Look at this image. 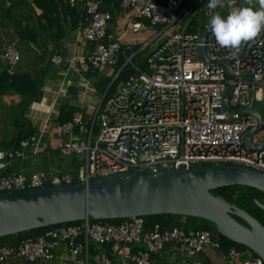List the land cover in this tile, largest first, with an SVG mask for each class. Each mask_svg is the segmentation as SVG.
Wrapping results in <instances>:
<instances>
[{
    "label": "built area",
    "instance_id": "built-area-1",
    "mask_svg": "<svg viewBox=\"0 0 264 264\" xmlns=\"http://www.w3.org/2000/svg\"><path fill=\"white\" fill-rule=\"evenodd\" d=\"M67 2L84 15L81 33L94 46L76 70L88 74L104 67L115 68L112 83L121 74L126 75L111 92L102 96L92 113L75 112L64 123L54 118L52 104L39 103L44 113L41 130L18 140L14 149L0 150V193L88 184L131 172L157 174L204 165H239L264 173V147L250 150L243 142L244 136L257 126V117L242 112L258 110L261 113L255 103L264 101V31L254 40L243 43L239 51L229 50L216 44L209 28L202 43L199 33L187 30L190 21L182 32L167 35L185 12V0L164 3L122 0L121 10L133 12L128 31L138 34L149 27L159 28L153 38L135 39L140 45L138 49L133 45L123 48L121 37L114 39L107 34L113 16L101 11V1ZM157 40L144 60L142 71L135 59ZM19 41L15 30L0 38V65L10 75L15 74L21 60ZM201 47L207 61L200 57ZM50 60L57 65L67 62L71 65L79 58H66L56 52ZM222 62L231 64L233 79H229ZM83 87V99H86L92 87L86 81ZM230 87L232 111L224 104ZM51 128L58 136V155L70 163L76 158L77 167L68 171L49 167L29 175L8 172L15 161H25L41 153ZM263 143L262 119L261 130L252 137V144ZM80 238L84 241H79ZM90 242L109 248V253L99 255L101 264H154L152 257L166 245L191 258L209 246L221 250L220 239L210 231L162 230L159 225L145 231L143 217H135L117 226L102 222L91 224L87 220L55 227L36 239L30 238L15 246H0V263L14 257L31 264L52 261L60 245L65 244L71 261L88 264ZM136 246L139 249L135 251ZM249 252L250 258L241 260L243 252L232 247L225 256L231 264H264L260 257Z\"/></svg>",
    "mask_w": 264,
    "mask_h": 264
},
{
    "label": "water",
    "instance_id": "water-1",
    "mask_svg": "<svg viewBox=\"0 0 264 264\" xmlns=\"http://www.w3.org/2000/svg\"><path fill=\"white\" fill-rule=\"evenodd\" d=\"M240 6H246L244 0ZM81 19L83 23L84 15ZM209 22L199 28L202 43ZM200 57L207 61L203 47ZM222 65L227 69L229 79H233L231 64L222 62ZM231 92L232 87L227 90L224 101L229 111H232L229 105ZM242 112H250L258 120L257 126L244 136V144L250 150L262 149L264 143L261 146L252 144V137L262 127L261 113L258 110ZM17 142L18 135L11 149ZM232 186H246L264 194V173L244 166L222 164L149 175L131 172L88 184L0 193V238L78 221L171 214L206 220L210 228L245 246L264 261V224L216 191ZM249 198L264 214V202L254 195Z\"/></svg>",
    "mask_w": 264,
    "mask_h": 264
},
{
    "label": "crops",
    "instance_id": "crops-1",
    "mask_svg": "<svg viewBox=\"0 0 264 264\" xmlns=\"http://www.w3.org/2000/svg\"><path fill=\"white\" fill-rule=\"evenodd\" d=\"M255 3V0H253ZM208 0H185V12L181 19L177 22L176 26L168 30L167 35L180 33L188 22L195 21L196 17L202 13H208L211 15V10L207 8ZM241 0H237V5L240 6ZM67 5L66 3H64ZM192 10V12H190ZM39 11V10H38ZM37 11V14L40 12ZM73 15L68 12L62 15V20L68 26L67 36L62 40L61 44L48 40V37L42 38L40 34L39 39L33 41L31 39H23L18 37L20 41L18 43V50L21 55V60L15 68V77L8 79L4 76L5 67L0 65V150H6L13 142V139L18 135V132L24 130L23 124H27V129L31 126L33 132L41 130L43 125L44 114L41 112L38 104L44 102L47 105L54 106V118H58L59 113L66 104V102L73 105L76 110L74 112H84L86 114L92 113V109L97 106L102 96L106 93V88L110 86L115 78L116 70L112 67H104L100 70H92L88 74H82L76 69H79L81 59L87 57L93 51V44L86 41L81 33L82 29V13L75 11ZM80 13L79 27L76 30L71 29V25L76 17V14ZM133 14L132 11L118 12L117 17L114 21H111L108 29L111 30V35L114 39L121 37V44L123 48L127 45H133L134 49H138L140 46L135 39L139 38H153L158 34L159 28L149 27L145 30L140 31L138 34H133L128 31L129 17ZM187 16L185 23H180ZM28 19H31L28 17ZM27 23L28 21L25 20ZM210 19L206 22H209ZM204 22V23H206ZM27 23H24L25 25ZM203 23V24H204ZM203 24L199 25L202 26ZM26 27V26H25ZM180 27L182 31H180ZM1 29V28H0ZM7 30H0V37ZM54 33V32H52ZM55 34V33H54ZM158 40L154 42L153 46L148 48L146 52L140 53L135 59L139 61L140 65L145 63L144 60L147 55L151 52L152 48L157 44ZM1 51V44H0ZM59 53L66 58H72L77 56L78 61L73 64L68 62L65 64L57 65L54 64L50 58L53 53ZM9 74V73H8ZM10 75V74H9ZM108 79H112L109 85L105 87ZM91 84V91L87 94V98L83 99V93L85 91L83 87L84 82ZM36 92L39 95L38 101H29L25 104L28 99L32 98V93ZM4 90V92H3ZM32 91V92H31ZM62 94H65L63 96ZM27 107L24 115L22 116L24 122H20L22 107ZM29 123V124H28ZM58 138L55 129L51 128L47 134L46 141H50L54 147L55 141ZM15 143V142H14ZM49 146H42L41 153L38 156H45L38 163L36 169L33 168L32 163L26 164L23 161L14 162L11 165H15L25 174L47 170L51 165L49 159ZM57 152V151H56ZM37 156V157H38ZM59 160L61 159L60 156ZM32 159V158H31ZM28 159V160H31ZM64 159H61V162ZM27 161V160H25ZM42 162V163H41ZM62 162V171L70 170V161ZM44 168L41 169V166ZM13 171V170H12ZM16 172V171H15ZM94 242H91L93 244ZM98 246V245H97ZM99 247V246H98ZM102 246L100 247V249ZM99 249V248H98ZM244 251L243 253H247ZM90 257L92 264H101L99 261V255ZM226 252L215 249L211 246L207 247L197 257L191 258L185 256L179 251L172 249L170 245H166L164 249L157 255L152 257L154 264H231L225 256ZM243 255V254H242ZM250 256V255H249ZM112 257V255H110ZM91 259L88 264H90ZM65 262H73L69 259V249L65 244L60 245L56 251L55 259L48 262H42L40 264H65ZM76 263V262H75ZM0 264H31L26 262L20 257H14L6 263ZM79 264V263H77ZM117 264V263H114Z\"/></svg>",
    "mask_w": 264,
    "mask_h": 264
},
{
    "label": "trees",
    "instance_id": "trees-1",
    "mask_svg": "<svg viewBox=\"0 0 264 264\" xmlns=\"http://www.w3.org/2000/svg\"><path fill=\"white\" fill-rule=\"evenodd\" d=\"M101 1V11L110 12L113 16L112 21L117 17L118 12L121 11V2L122 0H97ZM160 3L166 2V0H157ZM66 3L67 5H65ZM239 6V5H237ZM39 10V11H38ZM37 11L40 14H37ZM78 11L76 8H71L67 2V0H0V30L6 29L7 31L3 34H7L10 30H15L17 35L19 34L20 38L23 39H31L36 41L39 39L40 34H42V38L45 36L48 37V40L61 44L62 40L67 36L68 26L62 20V15L65 12L70 13L73 15ZM81 13V12H80ZM80 13L76 14V17L73 21V24L70 26L71 29L74 31L79 27L80 21ZM75 15V14H74ZM31 18V19H28ZM27 20L28 23L25 21ZM24 23H27L26 25ZM26 26V27H25ZM200 26L195 23L194 20L189 22L187 30L191 33H198ZM54 32V33H52ZM2 34V35H3ZM108 36L111 35V30H107ZM1 35V36H2ZM45 35V36H44ZM1 38V37H0ZM109 40V37H107ZM142 71L145 70V63L141 64ZM4 76L8 79H12L15 75H9L6 71L3 72ZM126 73H123L117 78V80L112 83L110 86L109 83L112 79H108L106 88V93H109L113 90L116 83L125 77ZM32 93V98L28 99L25 104L29 101H38L39 95L36 92ZM0 90V94H1ZM4 92V90H3ZM32 92V91H31ZM27 107H22L20 122H24L23 115ZM41 110V109H40ZM74 110L76 108L71 105L70 103L66 102L64 106H62L60 113H59V121L64 123L70 121L72 119L73 114L75 113ZM42 112V111H41ZM43 113V112H42ZM44 114V113H43ZM44 119V117H43ZM29 124V123H28ZM23 129L18 132V140L22 138H26L32 135L33 132L31 130V126L27 129V124H23ZM15 137L13 142L9 148L6 150H10L14 145ZM58 154V151H57ZM35 158V157H34ZM31 159V158H30ZM77 160L76 158L71 159L70 168L77 167ZM206 166V165H204ZM196 167H203V166H194ZM11 168V167H10ZM9 168L8 172H14ZM43 171V170H42ZM66 171V170H65ZM31 174V173H30ZM29 175V174H28ZM218 193L223 195L227 200L233 201L238 206L244 208L246 211L254 215L264 224V214L253 204L249 195H254L260 201H263L264 194L259 192L256 189L246 187V186H232V187H224L216 190ZM245 205H250L252 208H246ZM253 209V210H252ZM237 220L242 222L241 219L235 217ZM144 219V229L145 231L152 230L156 225H159L162 230H184L186 232L190 231H210L212 232L213 236L217 239H220L221 250L227 252L230 248L235 247L241 252L247 251L248 248L245 246L239 245L220 233L216 232L212 228L208 226V222L201 218L190 217V216H178V215H171V214H160V215H153V216H146L143 217ZM126 219H114V220H89L91 224L94 223H109L112 225H120ZM83 221L73 222L69 224H60L45 228H39L35 230H31L28 232H23L7 237L0 238V246H15L20 242L27 240V239H36L39 236L45 234L48 230L54 229L55 227H61L63 225H77L81 224ZM99 246V245H98ZM96 243L91 244L89 247V256L95 257L97 254L101 252L109 253V248L103 246L101 249L98 247ZM99 248V249H98ZM139 249L138 246L134 248L136 251ZM90 261V259H89Z\"/></svg>",
    "mask_w": 264,
    "mask_h": 264
},
{
    "label": "clouds",
    "instance_id": "clouds-1",
    "mask_svg": "<svg viewBox=\"0 0 264 264\" xmlns=\"http://www.w3.org/2000/svg\"><path fill=\"white\" fill-rule=\"evenodd\" d=\"M244 5L237 6V0H208V28L220 47L239 51L243 43L264 31V0H244ZM217 9H226V15Z\"/></svg>",
    "mask_w": 264,
    "mask_h": 264
},
{
    "label": "rangeland",
    "instance_id": "rangeland-1",
    "mask_svg": "<svg viewBox=\"0 0 264 264\" xmlns=\"http://www.w3.org/2000/svg\"><path fill=\"white\" fill-rule=\"evenodd\" d=\"M258 7V5H257ZM217 11H221L222 14H225L226 15V9H217ZM190 12H192V10H190ZM210 14L209 12L208 13H202L200 14L199 16L196 17L195 19V23L198 24V25H201L203 24L204 22L208 21L210 19ZM186 19H187V16L184 17V19L182 21H180V23H185L186 22ZM180 31H182V28L180 27ZM154 44V43H153ZM153 46V45H152ZM255 108L259 109L262 113V119L264 120V101L261 102V103H255ZM98 125H99V122H98ZM58 139V138H57ZM57 139L55 141V145L54 147L52 146V143H50V141H44L43 142V146H49L51 149L49 150V159L48 161L51 162V165L54 166L55 169L57 168H62V162L65 161L67 162V164H69V160L67 159H64L62 160L61 162V159L59 160V157L57 156V152H56V143H57ZM44 159L45 156H38V157H35V158H32L31 160H27V161H23V162H26V164H29V163H32V166L34 169H36V167L38 166V163L41 161V159ZM17 161H21V160H17ZM15 161V162H17ZM42 163V162H41ZM17 164V163H16ZM16 164L12 166V170L15 172H27L25 170H21L20 168L16 167ZM39 167V166H38ZM44 168V165L41 166V169ZM263 202H264V199H262ZM246 208H252L250 205H245ZM253 210V209H252ZM250 250H248L247 253H243L242 257H241V260H246V259H249L250 258ZM91 259V258H90ZM92 259H91V262L90 264H92ZM65 264H77L75 262H65Z\"/></svg>",
    "mask_w": 264,
    "mask_h": 264
}]
</instances>
